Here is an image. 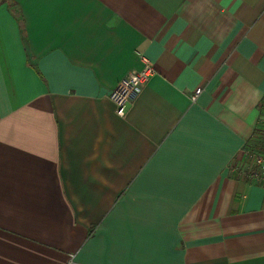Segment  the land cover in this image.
<instances>
[{
    "label": "crops",
    "instance_id": "crops-1",
    "mask_svg": "<svg viewBox=\"0 0 264 264\" xmlns=\"http://www.w3.org/2000/svg\"><path fill=\"white\" fill-rule=\"evenodd\" d=\"M263 136L264 0H0V264H264Z\"/></svg>",
    "mask_w": 264,
    "mask_h": 264
},
{
    "label": "built area",
    "instance_id": "built-area-1",
    "mask_svg": "<svg viewBox=\"0 0 264 264\" xmlns=\"http://www.w3.org/2000/svg\"><path fill=\"white\" fill-rule=\"evenodd\" d=\"M143 66L137 71H133L112 91L111 101L115 104L119 116L124 117L141 93L142 89L148 83L150 78L156 74V68L152 61L143 57ZM202 89H198L193 96V100L201 94ZM239 172L253 183L264 182V152L248 151L246 161L238 168Z\"/></svg>",
    "mask_w": 264,
    "mask_h": 264
},
{
    "label": "rangeland",
    "instance_id": "rangeland-1",
    "mask_svg": "<svg viewBox=\"0 0 264 264\" xmlns=\"http://www.w3.org/2000/svg\"><path fill=\"white\" fill-rule=\"evenodd\" d=\"M264 137V136H263ZM261 143V147L260 148H258V149H260V150H256L258 153H262V152H264V138H262L261 139V141H260ZM236 166H238V164H237V162H235V165H234V168H237ZM238 168H239V166H238Z\"/></svg>",
    "mask_w": 264,
    "mask_h": 264
},
{
    "label": "trees",
    "instance_id": "trees-1",
    "mask_svg": "<svg viewBox=\"0 0 264 264\" xmlns=\"http://www.w3.org/2000/svg\"><path fill=\"white\" fill-rule=\"evenodd\" d=\"M256 150H260V149H255V148H254L253 150L250 149L249 151H256ZM256 152H257V151H256Z\"/></svg>",
    "mask_w": 264,
    "mask_h": 264
}]
</instances>
